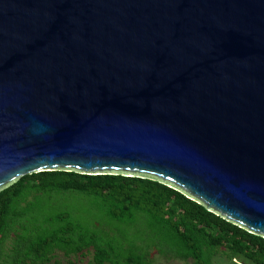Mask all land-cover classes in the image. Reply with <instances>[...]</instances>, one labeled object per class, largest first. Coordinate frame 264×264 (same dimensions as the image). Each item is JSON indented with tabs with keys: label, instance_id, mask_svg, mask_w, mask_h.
<instances>
[{
	"label": "water",
	"instance_id": "obj_1",
	"mask_svg": "<svg viewBox=\"0 0 264 264\" xmlns=\"http://www.w3.org/2000/svg\"><path fill=\"white\" fill-rule=\"evenodd\" d=\"M57 170L264 238V0H0V191Z\"/></svg>",
	"mask_w": 264,
	"mask_h": 264
},
{
	"label": "trees",
	"instance_id": "obj_2",
	"mask_svg": "<svg viewBox=\"0 0 264 264\" xmlns=\"http://www.w3.org/2000/svg\"><path fill=\"white\" fill-rule=\"evenodd\" d=\"M71 200L106 218L110 233L75 221ZM150 249L192 264H213L223 249L230 259L264 264L263 237L160 181L57 170L0 191V264H48L57 252L88 251L89 264H151Z\"/></svg>",
	"mask_w": 264,
	"mask_h": 264
},
{
	"label": "rangeland",
	"instance_id": "obj_3",
	"mask_svg": "<svg viewBox=\"0 0 264 264\" xmlns=\"http://www.w3.org/2000/svg\"><path fill=\"white\" fill-rule=\"evenodd\" d=\"M73 203V214L72 218L75 221L80 222V224L85 227H96L102 231L108 232L109 228L112 227L110 222L104 218L101 214L97 213L92 209L87 203L80 204L75 200L70 201ZM131 234V232L129 233ZM10 242L5 246V249L8 250ZM150 254V263L151 264H192L190 260L181 261L170 256L160 254L154 249L149 250ZM92 252H85L82 256L69 255L64 256L61 252L55 254L54 259L48 264H89L91 262ZM213 264H251L245 259L236 258L230 259L228 252L223 249L216 251L215 256L213 257Z\"/></svg>",
	"mask_w": 264,
	"mask_h": 264
}]
</instances>
